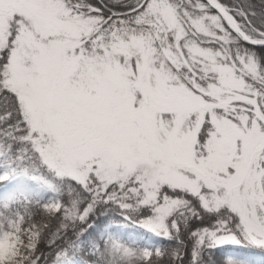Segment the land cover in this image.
I'll list each match as a JSON object with an SVG mask.
<instances>
[{
    "label": "snow or ice",
    "instance_id": "snow-or-ice-1",
    "mask_svg": "<svg viewBox=\"0 0 264 264\" xmlns=\"http://www.w3.org/2000/svg\"><path fill=\"white\" fill-rule=\"evenodd\" d=\"M0 264H264V0H0Z\"/></svg>",
    "mask_w": 264,
    "mask_h": 264
},
{
    "label": "trees",
    "instance_id": "trees-1",
    "mask_svg": "<svg viewBox=\"0 0 264 264\" xmlns=\"http://www.w3.org/2000/svg\"><path fill=\"white\" fill-rule=\"evenodd\" d=\"M251 3H253L256 6V11L259 12L260 11V2L261 0H250ZM257 259H259V257H257Z\"/></svg>",
    "mask_w": 264,
    "mask_h": 264
}]
</instances>
